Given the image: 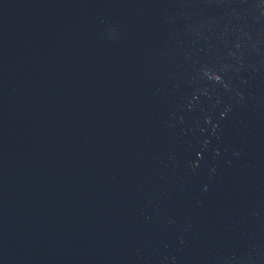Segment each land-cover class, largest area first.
Masks as SVG:
<instances>
[{
    "label": "water",
    "instance_id": "water-1",
    "mask_svg": "<svg viewBox=\"0 0 264 264\" xmlns=\"http://www.w3.org/2000/svg\"><path fill=\"white\" fill-rule=\"evenodd\" d=\"M115 264H264V0H87Z\"/></svg>",
    "mask_w": 264,
    "mask_h": 264
}]
</instances>
